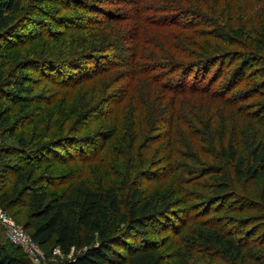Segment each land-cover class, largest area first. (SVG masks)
Masks as SVG:
<instances>
[{
  "label": "trees",
  "instance_id": "1",
  "mask_svg": "<svg viewBox=\"0 0 264 264\" xmlns=\"http://www.w3.org/2000/svg\"><path fill=\"white\" fill-rule=\"evenodd\" d=\"M74 1H83V3L81 2V9L88 10L91 7L93 12L95 11L99 15L102 14L105 17L108 15L111 22L103 23L105 29L117 21L119 23L123 22L125 20L123 17L127 19L133 17L132 20L137 21L139 28L145 24L163 29L175 28L176 31L180 32L164 39L166 45L162 48L165 52H169L167 55L153 48H150L151 52L146 51V48L140 50L142 45L140 46L137 42L133 44L134 49L132 48L129 57L124 54H112V49L116 47V45H113L114 42H111L108 37L97 33L101 38L99 39L97 35L93 34L91 28L84 24H79L82 27L81 31L85 32L81 43L73 38L71 44L68 43V45L62 38L60 44H56L58 47L54 45L55 42L51 45L59 34L65 36L67 33H72L77 22L65 16L58 17L59 22H56L58 27H64L66 32H64L65 30H56L52 26V7L50 5L56 3L62 5L63 9H70L72 2L75 3ZM222 2L223 0H214L209 5L200 3L195 6L192 0L187 4L182 3L181 0H119L120 5L126 3L129 7L134 8L116 10V14H114L112 9L105 8V5L108 6L109 2L104 0L101 5L93 1V7L90 6L92 5L91 0H0V68L4 70V68L9 67L8 76L3 71L0 72V96L5 101L21 108L26 105L28 107L44 105L40 111H37L39 114H36V116L32 117L31 114H26L14 123L11 122V110L6 107L3 108L4 106L0 102V125L6 126V133L9 135H14L33 125L30 132L36 144L34 145L35 148L26 150L29 152L27 159L39 160L42 154L46 153L47 155L58 143L63 141L62 138L52 142L47 140L56 122H59L58 124H61L62 128L66 127V130L72 134L73 131H76L73 130L75 129L74 125L80 124L82 117H86L90 113H100L101 110L104 111L105 109L101 107V110H98V107H96L90 113L86 111L81 115H76L75 111L78 108H84V106L74 103L69 106L68 111H71V113H68L67 109L65 110L62 107V99L56 106V97L45 96L44 92L47 89L40 94L27 97L25 96V87L27 85L37 86L41 82H50L51 79L58 78L60 79V88L71 89L93 76L107 74L113 69L128 67L131 78L120 89L122 91L121 95L118 98H113L114 101L111 102V106H108L106 111L110 116L113 115L117 106L122 111L123 102L127 98L133 100L134 97L136 102L131 101L134 109L129 112L128 105L122 111L131 120V123L126 126L127 132L130 131L129 134L122 132V139L125 135L128 136L125 143L129 141L131 145L135 146L139 139L147 133L145 141L149 144H155L165 138L166 141H169L175 136L173 131L174 119L179 117V114L175 115L178 111L175 110L174 106L177 103L175 98L178 95L206 93L210 96L229 97L234 89L226 86V82H229L230 79L233 81L235 77L241 79L242 76V73L233 72L235 61L243 59L241 57L237 60L239 56H242V54H239V49L252 51L260 46L264 50V35L259 34V28L263 24L258 25V21L254 22L249 19L244 22L240 16H237L238 7L233 13L229 11V7L222 6ZM132 9L136 12L134 16L130 14ZM226 9L229 12L225 14ZM244 9L247 11L245 13V16H247L248 9ZM109 11L113 13L111 16ZM230 15L231 18H229ZM235 17L238 18L240 23L244 24V29L240 26L238 34L244 36L246 33L248 35L246 38H250L248 42L229 36L224 31L225 28H222L221 25L225 26V22L221 23V19H226L232 26ZM96 21H94V25H96ZM90 23L88 22L89 25ZM261 23H263L262 20ZM97 25H102V23ZM232 34L238 36L234 32ZM154 43L159 46L156 42ZM24 44L31 46L28 49L30 50L28 54L15 52L9 55L13 50L22 49ZM226 46H229V48L227 49ZM232 46L233 48H231ZM7 61L10 62L9 66L6 64ZM215 65V72L212 73ZM64 69L68 70V73L64 72ZM29 70L32 72H29ZM212 76L214 77L212 78ZM223 78L227 80H223L221 84H218ZM243 82H245V79L239 81L240 84ZM139 83L150 85V89H153L155 84L165 93L172 92L173 96L169 102L172 106L169 105L168 110L164 108L163 105L167 99L165 96H168L165 94L164 96L161 94L159 104L152 103V97L150 96L152 93V96H154L155 92L143 94L145 96L149 95L146 97L142 96L140 90L137 89ZM263 88L264 85L260 86V92ZM262 93H264V90ZM24 101L29 103L25 105L23 104ZM136 103L143 105V108ZM102 111L100 116L104 115ZM165 113L168 115L167 119L162 116ZM60 114H64V117L68 119ZM146 118L149 120L147 124L144 123ZM259 120L264 122V116L260 118L259 114ZM70 122L72 126L69 124ZM156 123H165L166 127L163 128L165 134L162 138H154L151 135ZM143 127L144 131L142 132ZM83 128L85 127L82 126ZM114 128V131L106 135L97 133L93 136H86L80 143L96 142L98 136H101V138L103 136V140H98L99 145L98 142L96 143L97 146H100L103 141L101 145L105 146L107 141L113 138L117 132L118 126ZM18 143L22 148H28L32 144L23 135L19 137ZM98 150L102 151L99 147ZM2 152L8 158L12 157V151ZM76 152V149L73 152L68 150L62 155L61 152H55L54 158L59 163L64 164L71 161ZM179 154L175 153L173 148L169 149L167 159L171 166L167 173L168 171H170V174L177 172L182 179L180 182L184 184L193 182L202 173H216L224 179L215 191L214 197L216 198L211 200L216 201L218 207L220 203H222L220 206H223L227 198L225 193L230 190L228 182L225 181L226 175L222 173L223 167L217 164L215 166L208 165L204 168L199 167L200 171L198 173L194 165H186L184 162L177 161ZM129 155L131 160L135 159L133 148ZM221 155L231 163L232 171L238 181L261 179L264 176V140L258 142L251 151V165L247 168L245 159L240 153L239 144L233 140L222 146ZM175 156L177 157L175 158ZM194 156L185 155V160L189 159L194 164ZM21 158H23V154H21ZM74 158L78 159L77 156H74ZM119 159H121L120 156ZM197 161L195 164L200 165V161L198 159ZM141 162H143V166L147 164V160H141ZM2 166V171L12 175V178L8 179L10 183L6 187L1 188L0 186L1 205L5 209L10 205H17L18 212L24 219L23 225L26 232L41 248H46L53 242L65 255H69L75 250L77 253L73 259L67 260L64 264H155L154 256L144 244L148 239L144 235V231L148 226L157 222L164 226L167 225L168 193L163 194L160 198L158 192L149 195L143 192L141 186L137 185L131 190L129 199L123 202L119 197L118 188L114 185H110L102 191L85 180H80L72 184L63 196L49 200L48 188L53 184V180L50 178L34 179L37 166L29 163L24 165L16 163L12 166L4 163ZM150 180H157V178L151 175ZM24 208L28 212L23 213ZM226 209L234 210L230 206ZM105 212L116 215L125 227L116 232H108L106 227L100 223V215ZM135 233H142V241L140 243H129L126 239ZM254 234L240 237L230 228L210 226L201 230L199 240H190L189 247L196 250L200 245L203 250L211 247L218 250L222 256L227 257L228 264H244L247 258L253 255L249 251L251 248H255V243H258L254 237L250 240V237ZM201 241L204 243L202 244ZM118 249H123L126 254ZM13 252L0 241V264H18L16 262L18 256H15Z\"/></svg>",
  "mask_w": 264,
  "mask_h": 264
},
{
  "label": "rangeland",
  "instance_id": "2",
  "mask_svg": "<svg viewBox=\"0 0 264 264\" xmlns=\"http://www.w3.org/2000/svg\"><path fill=\"white\" fill-rule=\"evenodd\" d=\"M93 1H96L99 5L103 2V0H91L92 5L90 6L92 7ZM104 1H108V6H110L108 7L105 5V8L112 9L114 14H116V10L134 8L129 7L126 3L120 5L119 0L116 2L115 0ZM213 1L214 0H192L195 6L200 3L209 5L212 4ZM74 2L75 3L72 2L70 9H63L61 7L62 5L56 3L50 5L52 7V26L56 28V30H65L64 32H66L64 27H58L56 23L59 22L58 17L62 18L61 16H65L77 22V25L73 27L74 31L72 33H67L65 36L59 34V36L52 41L51 45L55 42L54 45L57 46L56 44H60L62 38L67 44H71L73 38L78 43H81L83 36H85V32L81 31L82 27L79 24H84L88 28H91L93 34L97 35L98 33L101 36L108 37L111 42H114L113 45H116V47L112 49L113 51L111 50L112 54H124L126 57H129L132 48L134 49L133 44L137 42L140 46L142 45L140 50H145L146 48V51L148 50V52H151L150 48H153L167 55L169 52H165L164 48H162V46L166 45L164 39H168L180 32L178 30L176 31L175 28L163 29L145 24L141 25L139 28L137 26L138 23H136L137 21L132 20L133 17H129L128 19L123 17V19H125L123 22L119 23V21H117L105 29L103 23L111 22L108 15H106V17L102 14L99 15L95 13V11L93 12L91 7L88 10L81 9L80 7L83 1H81L82 3L80 1ZM181 2L187 4L190 0H181ZM221 5L225 6V8L229 7V11L233 13L238 7L236 11L237 16H240L244 22H247L246 19H249L254 22L258 21V25L263 24V26L259 28V34L264 35L263 0H223ZM244 8L248 9L247 16H245L247 11ZM229 11L226 9L225 14ZM112 14L113 13L110 12V16ZM130 14L134 16L136 12L132 9ZM231 15L229 18H231ZM235 18L232 26L226 19H221V23L225 22V26L220 25L222 28L227 29H224V31H226L229 36L243 42H248L250 38H246L248 37L246 33L244 36L238 34V29L240 26L243 28L244 24L240 23L237 17ZM261 20L263 23H261ZM94 21H96V25H94ZM88 22H91L90 25ZM100 23H102V25H97ZM233 32L238 34V36L236 37L233 35ZM97 37H99V35H97ZM99 39L101 38L99 37ZM154 42L159 46H156ZM30 48L31 46L28 44L26 46V44H24L22 49L13 50L9 55L15 52L28 54V52H30L28 49ZM226 48L228 49L229 46H226ZM231 48H233V46ZM239 50V54H242V56H239L237 60L242 57L243 59L241 60L243 61H235L233 72L242 73L241 79H245V82L240 84L239 81L241 79L238 77H235L233 81L230 79L229 82H226V86L229 88L233 87L232 89H234L233 93H230L229 97L226 98L217 95L210 96V94L206 93H194L185 96L178 95L175 98L177 103L174 105L175 110L178 111L175 115L179 114V117H175L174 119L173 131L175 136L169 141H166L165 138L155 144H149L145 141V137L148 133L144 135V137H141L135 146L131 145L129 141L125 143V139L128 136L125 135L122 139V132L129 134L130 131L127 132L126 126L131 123L129 117H126L127 115L122 111L128 105L129 112L132 111L134 108H132L133 104L131 101L136 102V98L133 97V100L127 98L123 102L122 111L120 107L117 106L111 116L108 114V111H106L108 106H111V102L121 95L122 91L120 89L124 87L123 85L129 82L131 77L129 76L130 69H128V67L113 69L107 74L93 76L91 79L71 89L60 88V79L58 78L51 79L50 82H41V84L37 86L27 85L25 87V96L27 97L35 96L47 89L44 92L45 96L56 97V106L62 99V107H64L65 110L67 109V111L69 106L74 103L84 106V108H78L75 111L76 115H81L86 111L90 113L91 110L96 107H98V110L104 107L103 109L105 110H101L104 115L100 116V111V113H90L86 117H82L81 123L74 125L75 129L73 130L76 131H73L75 133L72 132V134L66 130V127L62 128L61 124L55 121L56 125L53 126L54 128L50 131L47 140L52 142L53 140L62 138L63 141L58 143L47 155L46 153L42 154L39 160L27 159L29 152L26 150L35 148L34 145L36 144L30 132L33 125L14 135L7 134L6 126L0 125L1 188L6 187V185L10 183L8 179L12 178V175L2 171V165H4V163H8L10 166L16 163L21 165L29 163L37 166L34 179L41 180L43 178H50L53 180V184L48 188L49 200L63 196L72 184L80 180H85L93 187L99 188L102 191L108 186L114 185L118 188L119 197L123 202L129 199L131 190L137 185L141 186L143 192L149 195L158 192L160 198H162L163 194L168 193L166 211V216H168L166 217L168 219L167 225L164 226L160 222H157L154 225L148 226L144 231V235L148 238L144 244L151 251L152 256H154L155 264H228V258L222 256L216 249L207 247V250H203L201 245L197 250L189 247L190 240H199L201 230L210 226L230 228L231 231H234L240 237H247L248 234L255 233L250 237V240L254 237L258 243H255V248H251L249 252L253 255L252 257H248L244 264L264 263V176L261 179H243L238 181L232 171L231 163L221 155L222 146L227 145L233 140L235 143L239 144L240 153L245 159L247 168L251 165V151L258 142L264 140V122L259 120V114L260 118L264 116V93H262L264 88L260 92V86L264 85V50L261 49L260 46L258 49L252 51L243 48ZM9 63L10 62L7 61L6 64L9 66ZM215 67L216 65L213 67L212 73L215 72ZM1 71L8 76L9 67L4 68V70L0 68V72ZM29 72L32 71L29 70ZM64 72L68 73V70L64 69ZM213 77L214 76H212V78ZM223 80L226 81L227 79H221L218 84H221ZM137 89L140 90L142 96H145L143 94L146 93L155 92L154 96H152L153 93L150 96L152 97V103L155 105H157V103L159 104L161 94L163 96L164 94L168 95L165 96L167 99L163 106H165L164 108L166 110L170 108L169 105L172 106V104H169L173 96L172 92L165 93L155 84L153 89H150V85L146 83H139ZM0 102L3 104V108L6 107L11 110V122L14 123L18 118L26 114H31L30 116L32 117L36 116V114H39L37 111H40L41 108L44 107V105H32L28 107L26 104L29 102L24 101L23 104L26 106L21 108L5 101L1 96ZM146 103L149 105L147 101ZM136 104L143 108V105H139L140 103ZM141 108L139 109L142 111ZM68 113H71V111H68ZM60 115L64 117V114ZM162 116L166 119L168 117L166 113ZM95 118L97 120H94ZM58 121H60V119H58ZM148 122L149 120L146 118L144 123L147 124ZM69 124H71V122ZM82 126L85 128L82 129ZM115 126H118V130L114 137L107 141L105 146L101 145L103 141L100 143V146H97L96 143L98 142L99 145L98 140H103V136L102 138L98 136L96 142L90 141L86 143L82 142V144L80 143L86 136H93L97 133L102 135L109 134L114 131ZM160 126L162 127L158 130ZM155 127L151 135L154 138H162L163 134H165V123H156ZM143 131L144 127L142 129V132ZM22 135L32 143L28 148H22L18 143V139ZM72 139H74V142L71 141ZM98 147L102 149V151L98 150ZM132 148L135 154V159L133 160L129 158V152ZM172 148L175 153H180L178 157L175 156V158L177 157V161L184 162L186 165H194L198 173L200 171L199 167L204 168L208 167V165L215 166L216 164L223 167L222 173L226 175L225 181L228 182L230 186L228 193H225L227 198L223 206H220L222 204L220 203L218 207V203L211 200L216 198L214 197L215 191L219 188L220 182L224 179L216 175V173H202L196 177L193 182L187 184L180 182L182 179L177 172L170 174V171H168L167 173V170L171 166L167 156L169 154V149ZM75 149L78 153H74V156H77L78 159L73 156L71 161L61 164L54 158L55 152H61L62 155L68 150L73 152ZM6 150L12 151V157L8 158L7 155L2 152ZM21 154H23V158H21ZM185 155L194 156V164H192L189 159L185 160ZM119 156L121 159L118 160ZM84 158L85 160H83ZM197 159L200 161V165L195 164L198 162ZM141 160H147V164L143 166ZM151 175H154L157 180H150ZM228 206L232 207L234 210L230 211L226 209ZM1 208L7 218H12L17 229L26 231L23 225L24 219L18 212L16 204L10 205L6 207V209L3 206ZM123 208L125 209L124 203ZM26 212H28V210L24 208L23 213ZM163 219H165V217H163ZM100 223L106 227L108 232H116L125 227L124 224L120 223L116 215L111 212L101 214ZM241 225H243V227H241ZM0 233L1 243L11 252L14 251L13 254L18 256V259H16L18 264H64L67 260H72L77 253L73 250L69 255H65L59 247L55 246V243L52 242L46 248H39L43 255V260L40 261L35 256L31 257L28 255L23 248L17 247L8 237L4 228L0 227ZM141 234L142 233H135L134 235H130L126 240L129 243H140L142 241ZM201 243L203 244L204 242L201 241ZM118 250L126 254L123 249Z\"/></svg>",
  "mask_w": 264,
  "mask_h": 264
},
{
  "label": "built area",
  "instance_id": "3",
  "mask_svg": "<svg viewBox=\"0 0 264 264\" xmlns=\"http://www.w3.org/2000/svg\"><path fill=\"white\" fill-rule=\"evenodd\" d=\"M2 205L0 203V227L4 228L8 237L19 247L23 248L31 257L35 256L38 260H43V255L39 250L40 246L37 245L30 235L23 230H19L15 226L12 218H7L6 214L2 212Z\"/></svg>",
  "mask_w": 264,
  "mask_h": 264
}]
</instances>
